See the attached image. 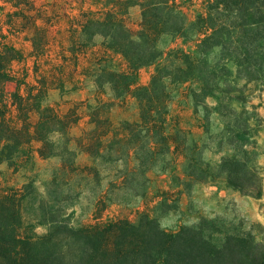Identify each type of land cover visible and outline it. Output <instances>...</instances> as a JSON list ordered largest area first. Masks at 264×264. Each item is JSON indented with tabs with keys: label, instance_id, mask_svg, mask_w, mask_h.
<instances>
[{
	"label": "rangeland",
	"instance_id": "374dc122",
	"mask_svg": "<svg viewBox=\"0 0 264 264\" xmlns=\"http://www.w3.org/2000/svg\"><path fill=\"white\" fill-rule=\"evenodd\" d=\"M135 1L0 0L3 33L23 57L13 63L16 79L47 89L45 104L71 114V124L76 120L69 133L75 139L90 128L88 103H114L110 112L104 106L100 117L108 115L115 126L137 119L134 98L114 100V94H106L93 83L92 60L101 59L97 63L110 70L124 69L125 62L101 47V40L92 44L88 32L85 35L81 29L87 13L104 12L112 5L128 29L138 30L141 10ZM175 2L183 18V34L163 38L160 46L183 50L189 56L167 88L169 127L177 149L164 161L158 155L148 162L139 153L145 161L143 166L126 158L125 144L119 147L121 160L117 164L100 159L94 162L82 154L75 163L93 165L99 174H74L69 182L59 176L60 190L69 198L64 207L66 213L72 212L74 226L94 223L97 218L134 223L152 219L177 242H198L195 264H255L264 255L262 24L250 36L241 24L224 17L223 11L219 23L212 26L208 15L215 12L205 0ZM17 10L22 15L6 16ZM107 57L109 63L104 61ZM151 73L152 68L141 69L139 84L146 85ZM5 88L7 93L16 91L15 83ZM26 91L21 86L18 92L24 95ZM10 114L20 117L13 108ZM63 140L60 144L64 146ZM72 144L78 151L76 142ZM224 157L241 160L254 174L252 188L236 190L218 177L215 164ZM35 161L38 188H53L50 180L61 160H41L35 154ZM0 169L2 185L19 186L23 182L12 168L3 165Z\"/></svg>",
	"mask_w": 264,
	"mask_h": 264
},
{
	"label": "trees",
	"instance_id": "16d2710c",
	"mask_svg": "<svg viewBox=\"0 0 264 264\" xmlns=\"http://www.w3.org/2000/svg\"><path fill=\"white\" fill-rule=\"evenodd\" d=\"M205 1L215 12L208 15L212 26L219 23L223 11L224 17L241 24L248 35L253 36L259 24L264 33V0ZM135 5L141 10L136 31L125 26L124 18L112 5L104 12L87 13L81 29L88 32L92 44L101 40V47L125 62L124 69L110 70L97 63L101 59L92 60L93 83L106 94H114V100L134 98L137 119L115 126L108 115L100 117L102 108L107 105L110 112L114 103H88L90 128L76 139L69 136L76 120L71 124V114H62L45 104L47 89L16 79L13 63L22 60V53L7 41L0 25V167L12 168L23 180L19 186L0 183V264H195L198 242H177L152 219L134 223L126 219L102 222L97 218L94 223L74 226L70 221L72 212L66 213L64 207L69 198L63 196L57 182L59 176L67 182L74 174L98 176L95 166L75 163L82 154L94 162L100 159L117 164L121 160L117 152L125 144L126 158L143 166L158 155L164 161L177 149L172 145L169 127L167 88L189 56L180 49L161 48L160 43L167 36L183 34V18L175 0H136ZM6 14L22 15V11ZM104 61L109 63L108 57ZM143 68H152L144 86L138 82ZM8 83H15L16 91L7 93ZM21 86L27 88L24 95L18 92ZM11 108L20 117H12ZM61 138L65 139L64 146ZM75 142L78 151L73 149ZM35 154L41 160H61L52 173L51 189L37 186ZM215 168L226 185L240 191L252 188L254 174L241 160L224 157ZM38 228L44 231L38 233ZM255 264H264V255Z\"/></svg>",
	"mask_w": 264,
	"mask_h": 264
}]
</instances>
